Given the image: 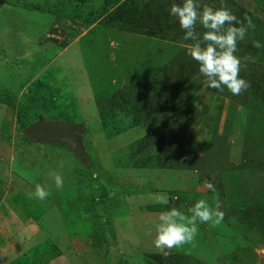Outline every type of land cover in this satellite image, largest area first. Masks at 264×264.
Here are the masks:
<instances>
[{
    "label": "rangeland",
    "instance_id": "rangeland-1",
    "mask_svg": "<svg viewBox=\"0 0 264 264\" xmlns=\"http://www.w3.org/2000/svg\"><path fill=\"white\" fill-rule=\"evenodd\" d=\"M120 1L0 0V264H264V233L245 228L240 215L264 195V105L250 83L240 95L207 86L188 55L194 41L169 14L182 0H128L127 12L154 2L169 15L149 35L136 22L104 18ZM235 1L255 25L237 45L242 76L253 63L264 65V48L248 50L264 44V0ZM227 2L200 0L214 8ZM196 31L202 37L206 29L197 24ZM172 82L179 87L155 117L178 138L132 151L152 127H132L135 94L142 89L140 97L156 104ZM18 114L84 125L91 164L67 145L28 139ZM157 153L179 168L140 170L138 162ZM54 173L64 177L62 189ZM37 184L49 192L44 201ZM161 195L168 205L157 203ZM199 199L220 201L221 223L199 224L191 244L156 248L158 214L171 207L188 214ZM146 253L169 260L149 263Z\"/></svg>",
    "mask_w": 264,
    "mask_h": 264
},
{
    "label": "clouds",
    "instance_id": "clouds-1",
    "mask_svg": "<svg viewBox=\"0 0 264 264\" xmlns=\"http://www.w3.org/2000/svg\"><path fill=\"white\" fill-rule=\"evenodd\" d=\"M169 14L178 18L180 27L184 30V39L194 41L188 49V55L198 63L199 72L206 78L209 88L220 91L227 88L233 95H240L249 88V82L240 76L241 59L237 55V45L245 39L248 30L255 27L251 18L245 17V24L226 4L222 3L219 8L202 7L200 0L173 3ZM197 24L206 29L202 37L196 31ZM254 47L264 48V44L255 41ZM52 175L55 186L62 189L64 177L59 173ZM206 187L216 193L213 183L206 182ZM35 196L44 201L49 192L37 184ZM157 203L168 205L167 196H159ZM223 216L219 200L210 203L206 199H199L188 209V214L175 207L167 208L158 214L154 225L155 247L163 250L191 244L198 235L199 224L210 222L214 226L221 223Z\"/></svg>",
    "mask_w": 264,
    "mask_h": 264
},
{
    "label": "trees",
    "instance_id": "trees-1",
    "mask_svg": "<svg viewBox=\"0 0 264 264\" xmlns=\"http://www.w3.org/2000/svg\"><path fill=\"white\" fill-rule=\"evenodd\" d=\"M228 4L227 7L244 23H246L245 17L247 16H251V11L248 9V7L245 5L243 6V4H239L237 1L235 0H227ZM154 2H148L145 3L144 5L138 7H134V10L130 13L127 12V6L129 5V1L128 0H122L119 2V4L113 8L110 12L106 13L104 18H107L108 20L112 21L114 19L120 18L122 19V22H124L125 24L128 21H132V22H136V23H132L138 26V30H140V32L146 31L147 28H150V26H154L155 28H160L164 25V23L168 24L170 18L169 15H163L165 13H157L158 10H163V8H159V4ZM182 3V2H179ZM178 3V4H179ZM237 8L236 10L238 11H234L233 8ZM165 16V17H164ZM130 26V25H129ZM239 26V25H237ZM124 29H128L131 31H135V26L134 27H128V25H123ZM145 34H152L151 31H146ZM158 38H163V37H158ZM191 41V40H190ZM253 48L255 47H251L248 49L250 52L253 51ZM183 57V54L181 53V55L178 57V59H181ZM193 62L190 61L188 62V64H192ZM259 64V63H258ZM194 65V64H193ZM191 66L190 68L194 67ZM164 67V66H163ZM249 67L250 70L243 74L242 76H244L248 82L251 84L252 86V90L254 92L255 95H257L259 97V104L260 105H264V65H257V63H253L252 65H250ZM189 68V69H190ZM162 69V67H161ZM140 83L141 80H140ZM166 87V86H165ZM165 87L163 90H165ZM179 87V83H169V91L168 94H166L164 96L163 100L157 101V103L155 104L153 98L152 101L150 100V95H143L140 97V94L142 93V89L140 90L139 93H136V97L135 100L133 101V107H132V111H130V114L133 116L132 117V122L131 125L132 127H138L141 126L145 123L148 122H152V127L150 129V131L140 137L137 141L134 142V144L132 145V151H136V152H144L147 148H149V146H154V145H161L162 140L167 139L168 141H171L173 138H178V134L175 132V134H172L173 131L166 132V127L168 126H164V121L162 120L161 117L156 118L155 116L161 115L168 107V98L169 96H171L173 94V92H175L177 90V88ZM171 90V92H170ZM164 95V92H162V96ZM175 95V94H173ZM176 100V98H174V101ZM6 101H8V98L6 97ZM10 103L15 104L14 101L10 100ZM152 102V103H151ZM22 104H19V107L21 109V114L23 113V109H22ZM21 114H18L17 116V121L19 122L22 130L27 127L29 124L33 123V121H27L25 120V117H23ZM105 120H107V118H105ZM110 121H107L106 124H104L106 127H109L110 125ZM114 123H112L113 126ZM104 126V127H105ZM171 128V127H170ZM178 129V128H175ZM129 129H126V131ZM172 138V139H171ZM158 154V153H157ZM138 165H141L142 168L144 169L146 168L147 170H153L156 168H160V169H171V168H177L178 166L174 163H167L165 162V158H161L160 155L158 154L155 159L153 158H149V159H144L143 161H139ZM259 166L263 167L264 164L262 165V163L259 164ZM179 168V167H178ZM191 168V167H190ZM153 174V173H151ZM108 191V189L106 190ZM106 191H102L101 194H105L106 195ZM218 195L222 196L223 195V191H217ZM104 196V195H103ZM108 212V210H107ZM109 214V213H108ZM240 215H242L243 217L241 218V222L245 225V228L247 226L248 230H252V228H259L262 232V234L264 233V195L259 196L256 200V203L254 205H249L243 209L240 210ZM211 226H213L210 223ZM215 226V225H214ZM55 247V246H53ZM145 258L147 259V262H150V259H154L156 262L161 263L162 261H164V259L167 261V259L169 260V258L165 257V255L162 254H157V253H146L145 254ZM2 264V263H1ZM119 264H123V263H119Z\"/></svg>",
    "mask_w": 264,
    "mask_h": 264
},
{
    "label": "water",
    "instance_id": "water-1",
    "mask_svg": "<svg viewBox=\"0 0 264 264\" xmlns=\"http://www.w3.org/2000/svg\"><path fill=\"white\" fill-rule=\"evenodd\" d=\"M84 132V125L53 121H35L23 129V134L31 141L67 145L78 161L90 165L91 158L83 141Z\"/></svg>",
    "mask_w": 264,
    "mask_h": 264
},
{
    "label": "crops",
    "instance_id": "crops-1",
    "mask_svg": "<svg viewBox=\"0 0 264 264\" xmlns=\"http://www.w3.org/2000/svg\"><path fill=\"white\" fill-rule=\"evenodd\" d=\"M65 50H67V48H65L63 51H61L60 53H59V55L61 54V53H63ZM116 231V230H115Z\"/></svg>",
    "mask_w": 264,
    "mask_h": 264
}]
</instances>
